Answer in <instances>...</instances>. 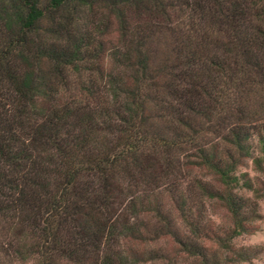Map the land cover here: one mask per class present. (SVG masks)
I'll return each instance as SVG.
<instances>
[{"label":"trees","instance_id":"obj_1","mask_svg":"<svg viewBox=\"0 0 264 264\" xmlns=\"http://www.w3.org/2000/svg\"><path fill=\"white\" fill-rule=\"evenodd\" d=\"M250 162L264 0H0V264L249 262Z\"/></svg>","mask_w":264,"mask_h":264},{"label":"rangeland","instance_id":"obj_2","mask_svg":"<svg viewBox=\"0 0 264 264\" xmlns=\"http://www.w3.org/2000/svg\"><path fill=\"white\" fill-rule=\"evenodd\" d=\"M241 172H248L252 181L254 182V188L252 190H242L241 194L249 200V204L253 206L256 211V217L252 220L251 224L254 231L239 236L236 239V244L243 247H251L254 251L255 257L242 264H264V172L258 171L252 164L241 168ZM211 217L217 222L229 227L232 226L230 217L222 207L208 206ZM164 242L156 247H165ZM149 264H167L164 261H156ZM174 264H193V261L188 258L181 257Z\"/></svg>","mask_w":264,"mask_h":264}]
</instances>
